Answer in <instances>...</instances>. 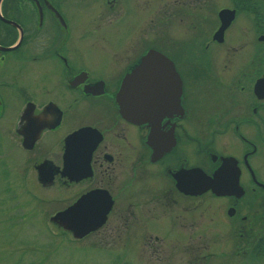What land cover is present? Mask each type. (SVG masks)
<instances>
[{"label": "flooded vegetation", "instance_id": "1", "mask_svg": "<svg viewBox=\"0 0 264 264\" xmlns=\"http://www.w3.org/2000/svg\"><path fill=\"white\" fill-rule=\"evenodd\" d=\"M142 1L0 0L10 173L51 189L49 217L91 228L75 240L140 234L153 256L187 236L175 246L202 264L207 228L233 256L264 255V0ZM190 12L197 35L156 36ZM213 175L233 189L204 190Z\"/></svg>", "mask_w": 264, "mask_h": 264}, {"label": "rangeland", "instance_id": "2", "mask_svg": "<svg viewBox=\"0 0 264 264\" xmlns=\"http://www.w3.org/2000/svg\"><path fill=\"white\" fill-rule=\"evenodd\" d=\"M166 1L156 0V4ZM146 2H139V6ZM208 3L212 4L213 1L209 0ZM192 14L186 13L182 21L172 17L171 25L156 28V36L160 39H165L164 35L175 40L191 39L197 35L196 28L189 23ZM203 14L211 15L205 11ZM209 24L203 26L207 32L211 31ZM144 25L139 27L142 35L140 39H148L149 29L146 23ZM99 30L102 31V28ZM96 36L90 39H103L98 33ZM9 150L13 152L9 153ZM19 153L12 140L0 138V264H166L165 259L170 260V264H191L188 252L178 249L186 244L187 236L177 237L179 242L175 239L167 242L164 236L162 240L159 239V248L161 245L162 248L155 252L156 260H153L155 255L151 256L152 253L141 246L146 236L140 234H125L119 238L109 236L104 239L88 236L75 240L50 220L54 205L42 199L52 194L51 189L38 187L30 174L25 180L11 175L13 167L22 170ZM205 212V216L212 214L211 210L205 209ZM175 243L180 246H175ZM202 243V264H264V255L258 252L255 253L259 255L247 254L244 259L233 256L232 251H228L227 242L221 241L220 236L207 228L204 229Z\"/></svg>", "mask_w": 264, "mask_h": 264}, {"label": "water", "instance_id": "3", "mask_svg": "<svg viewBox=\"0 0 264 264\" xmlns=\"http://www.w3.org/2000/svg\"><path fill=\"white\" fill-rule=\"evenodd\" d=\"M148 59H149V52H147L144 57L142 58V65L145 68H148ZM216 176V175H215ZM214 175L212 177H205L204 183L205 187L204 190L210 189L214 194H222L223 192H226L230 189H233V186L229 187L226 185H220L217 179ZM215 177V178H214ZM235 188H239L236 184ZM221 192V193H220ZM59 218L64 224L65 228L72 231L74 238H81L85 233H87L91 228L87 227L84 223H81L83 221L79 219H72L70 218V210L66 209L62 212H58L56 215L50 217V220L56 221V219ZM76 223L75 226L73 224ZM81 223V224H80Z\"/></svg>", "mask_w": 264, "mask_h": 264}]
</instances>
